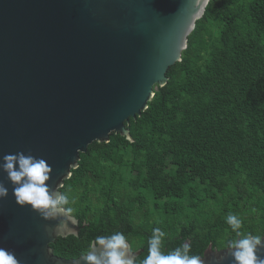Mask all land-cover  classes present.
I'll return each instance as SVG.
<instances>
[{"label":"trees","instance_id":"1","mask_svg":"<svg viewBox=\"0 0 264 264\" xmlns=\"http://www.w3.org/2000/svg\"><path fill=\"white\" fill-rule=\"evenodd\" d=\"M147 110L80 154L62 192L75 198L77 236L54 254L78 259L98 235L120 231L147 255L154 228L167 253L184 242L202 257L240 231L264 237V0H211Z\"/></svg>","mask_w":264,"mask_h":264},{"label":"water","instance_id":"2","mask_svg":"<svg viewBox=\"0 0 264 264\" xmlns=\"http://www.w3.org/2000/svg\"><path fill=\"white\" fill-rule=\"evenodd\" d=\"M211 0H0V163L23 152L45 159L60 191L80 154L147 110ZM0 199V247L20 264H85L54 254L59 238L30 206ZM76 231L79 233L78 224ZM139 253H137L138 255ZM258 254L264 257V247ZM204 264H234L211 246Z\"/></svg>","mask_w":264,"mask_h":264},{"label":"clouds","instance_id":"3","mask_svg":"<svg viewBox=\"0 0 264 264\" xmlns=\"http://www.w3.org/2000/svg\"><path fill=\"white\" fill-rule=\"evenodd\" d=\"M2 170L12 185V195L17 205L30 206L45 221H55L49 226L52 236L67 238L77 236L78 220L73 215L75 198H69L66 192L52 189L48 183L52 168L43 158H37L23 152L6 154L0 163ZM8 188L0 183V199L8 197ZM226 223L236 238L227 242L234 264H264V257L258 252L264 247V237L243 234L240 229L242 220L235 214H229ZM165 233L154 228L148 238L147 255L139 264H204L200 256L190 255L191 244L184 242L174 250L165 253L162 241ZM85 264H137V253L123 232L96 236L81 256ZM0 264H20L14 252L0 247Z\"/></svg>","mask_w":264,"mask_h":264}]
</instances>
